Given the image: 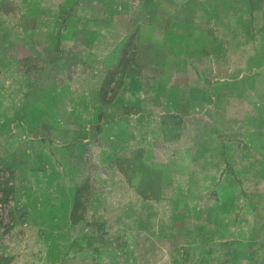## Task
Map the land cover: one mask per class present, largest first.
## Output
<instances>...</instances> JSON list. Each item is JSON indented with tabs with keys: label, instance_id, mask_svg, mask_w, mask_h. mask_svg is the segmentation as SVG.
Instances as JSON below:
<instances>
[{
	"label": "crops",
	"instance_id": "crops-1",
	"mask_svg": "<svg viewBox=\"0 0 264 264\" xmlns=\"http://www.w3.org/2000/svg\"><path fill=\"white\" fill-rule=\"evenodd\" d=\"M258 1L20 0L1 42L31 43L42 68L65 70L70 120L42 141L59 167L42 176L60 181L28 208L43 213L26 222L42 245L7 246V264H212L223 245L257 263L247 249L264 244ZM96 220L104 237L74 231Z\"/></svg>",
	"mask_w": 264,
	"mask_h": 264
},
{
	"label": "rangeland",
	"instance_id": "rangeland-1",
	"mask_svg": "<svg viewBox=\"0 0 264 264\" xmlns=\"http://www.w3.org/2000/svg\"><path fill=\"white\" fill-rule=\"evenodd\" d=\"M22 6L24 7L20 0H0V253L4 251L0 254V264L9 262L10 257L4 255L8 252L7 246H12V250L20 254L27 249L33 251L42 245L41 241L35 240L37 229L28 228L26 222L28 217L35 214L42 216L43 213L37 212L35 207L34 213L28 208L36 206L38 201L43 202L49 199L48 196L38 195L41 191L57 188L60 184V181L50 180L49 176H42V171L46 170L50 164L49 160L47 161L48 153H53L57 148L44 146L42 141L45 137L50 139L49 135L54 129L59 128L57 126H62L64 121L70 120L64 114L69 106L66 100L67 94H62L60 88L63 80L59 74L65 70L42 68L40 58L35 55L31 43L16 45L1 42L4 30L11 28L13 22L10 21L11 16L14 14L17 16L16 13ZM255 6L258 15L255 23L259 29H262L264 28V0H259ZM237 7L244 8L247 5L239 2ZM22 23L30 24L28 19H23ZM30 28H34L33 25ZM32 39L38 38L33 36ZM258 40L259 44L264 43V36L260 34ZM59 151L58 148L54 156H59ZM54 169L59 167L53 163L49 165L48 172ZM96 170V166H93L91 171L94 173ZM38 171L42 173L38 174L41 175L39 177L36 176ZM94 187V181H89L86 187L89 197L82 196L81 204L75 214L79 220L85 216L84 203L92 199ZM117 216L115 212L113 217ZM96 221L91 222L96 225L95 227L94 225L85 226L83 229L78 227L74 231H85L89 236L96 233L104 237L106 230L98 225L99 221ZM12 229H15V235L9 238ZM262 236L263 233L260 238ZM111 239V242L121 248L126 257V233L117 232ZM82 246L84 245L77 243L73 250H81ZM218 248L221 249L222 259L226 258V263L222 262L223 264H250V261L244 258L233 260L234 247L231 245ZM217 249L211 251V259H214L212 264H222V259L217 260L220 255ZM248 251L253 253L257 261L255 263L253 260V264H264V244L251 245ZM165 262H168V259L164 260Z\"/></svg>",
	"mask_w": 264,
	"mask_h": 264
}]
</instances>
